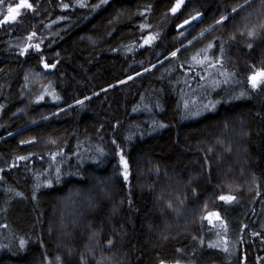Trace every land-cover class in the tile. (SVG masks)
<instances>
[{
	"label": "trees",
	"instance_id": "1",
	"mask_svg": "<svg viewBox=\"0 0 264 264\" xmlns=\"http://www.w3.org/2000/svg\"><path fill=\"white\" fill-rule=\"evenodd\" d=\"M30 2L35 12L0 25V264H264V85L196 120L182 112L179 85L201 84L191 57L216 37L223 68H264V29L247 36L264 21L262 0L236 13L244 0H185L167 16L175 0ZM18 4L3 0L0 19ZM197 11L180 37L176 25ZM222 14L223 25L182 47ZM32 31L41 51L21 55ZM149 31L158 39L141 47ZM229 192L238 202L218 199ZM205 204L226 220L232 258L222 230L201 220Z\"/></svg>",
	"mask_w": 264,
	"mask_h": 264
},
{
	"label": "snow or ice",
	"instance_id": "2",
	"mask_svg": "<svg viewBox=\"0 0 264 264\" xmlns=\"http://www.w3.org/2000/svg\"><path fill=\"white\" fill-rule=\"evenodd\" d=\"M108 0H101V3H107ZM0 3H3V0H0ZM185 0H175V3L168 9V12L165 13V16H167L169 13L172 15H175L176 13H178L182 6L184 5ZM250 3V0H244V4L242 5H237L236 7L232 8V13H236L238 11L239 8H243L244 5ZM262 3H264V0H262ZM81 7L85 6L83 3L80 4ZM99 5H97L98 7ZM64 8H68L67 4L63 5ZM20 9H28L31 10L32 12L36 11V6H34L33 3L30 2V0H19V4L16 5L15 7L9 6L8 7V14L3 18L0 19V25L6 24L9 21L15 22L17 20V17L21 14L20 13ZM149 11L150 6H149ZM201 13L200 12H195V14L185 18L181 23L177 24V31H178V35L180 37H184L185 36V31H180L181 29H185V26L187 25H191L193 21H199L201 19ZM229 15L230 14H222L217 20H215L214 24L209 25L207 28L203 29L199 35L197 36H193L192 39L187 40V45H183L182 47H186V46H190L194 43V41H197L201 38H203L205 36V33L211 32L216 30V26L217 25H223L225 21H227L229 19ZM152 25L148 24V23H143L140 25V28L142 30H148L151 29ZM245 27L247 28V25H245ZM257 28L259 29H264V21H262L259 25H253L251 28L248 29L247 31V36L252 38L255 37L257 35ZM241 35H244L243 32L240 33ZM37 37V33L35 31H32L28 36H27V43L25 44L24 47L21 48V55L27 54L29 49H34L37 52L41 51V42H37V43H32V41L34 40V38ZM159 37V33H152V32H147L146 35L142 36V44L140 45L141 47L148 45L151 46ZM231 39H235V35H233L231 37ZM216 40H219L220 43L219 45L216 44ZM249 48L252 47L251 44L247 45ZM214 47L218 48L219 51V55L218 56H209L207 55V53L213 49ZM181 48H176L174 51H171L170 55L173 58H176L178 56V53H180ZM224 52H225V48H224V41L222 37H216L215 40L213 41H209L208 44L206 45V47L200 49L196 54H194L191 59L192 61L195 62L196 65L200 66L201 68H203L205 71L209 72V75H211V70L212 69H216L220 75L226 76L225 79V83L229 82V80L231 79L232 76L235 75V73H226L225 71H223V62H224ZM203 54V55H202ZM219 66V68H218ZM44 67L45 68H55L56 65L55 64H48L47 62H44ZM153 67H155V65H153ZM254 67V66H253ZM145 71H148V69L146 68ZM203 78V77H202ZM25 79L27 80V77H25ZM129 79H132V77H129ZM248 82L251 85V87L253 89H258L260 88L262 85H264V68H259V69H255L253 72H251V74H249L248 76ZM123 83V81H122ZM50 87V86H49ZM45 93L46 94H51L53 95L56 99H59L58 96H55V93H50L48 91V88H45ZM241 95H244V93H241ZM44 98L43 95L38 97V100H42ZM79 103H83V101H78ZM185 107L187 108V104H185ZM214 107V105H213ZM193 115H199V112H195L193 113ZM33 141H21V143H32ZM53 143H55L53 141ZM55 158V156H53V159ZM18 160H27L28 157L26 156H19L17 157ZM120 160L121 163L123 164L124 167V178L125 180H127L128 178V162L125 159L124 155L121 153L120 155ZM16 165H13V167H15ZM0 171H3V169H0ZM57 172H59V170H57ZM59 178V176L57 177ZM0 179H3V177H0ZM49 184H51V181H49ZM9 192L13 191L11 188L8 189ZM17 196H23V193H16ZM218 199L220 201L225 202L226 204H232L233 202H238V197L235 194H232L231 192H229L228 194H220L218 196ZM169 208H172V204L169 203L168 204ZM205 214H203L201 216V220L202 221H207L209 225H211L213 228H217L220 229L222 231H217L216 235L218 237H221V239L224 242V247H223V251L227 252L228 248H227V238H226V233L228 231V224L226 222V220L221 216L220 212L218 210H213V211H207V204H205ZM3 227H7V225H3ZM24 241L21 240L20 241V245L21 247L24 246ZM204 242L201 241V244H203ZM112 245V241L109 240L108 241V246L111 247ZM209 247H219L220 244H209ZM84 257L81 256V260L83 261ZM56 261H61V257L57 256L56 257ZM97 264H101V262H97ZM160 264H167L166 261L161 260ZM175 264H180V261L177 260L175 261Z\"/></svg>",
	"mask_w": 264,
	"mask_h": 264
},
{
	"label": "rangeland",
	"instance_id": "3",
	"mask_svg": "<svg viewBox=\"0 0 264 264\" xmlns=\"http://www.w3.org/2000/svg\"><path fill=\"white\" fill-rule=\"evenodd\" d=\"M228 68L229 70L223 68V71L226 73H235V75L232 76L227 83L224 82L226 76L220 75L216 69L211 70V75L203 69L204 75L199 78L201 84L198 87L190 88V86H187V80L179 84L186 88L183 90L181 97V106L184 116L186 114L188 117L192 118V120H196L208 112L213 111L220 104L234 102L248 96L251 91L257 92L263 87L262 85L258 89H253L246 80L251 72H246L244 70L242 72L241 66L238 63L234 62V64H229ZM241 93H244V95H241ZM185 104H187V108ZM195 112H199V115H193ZM217 243L221 245L220 239L215 242V244ZM228 257L232 258V251L230 250L228 251ZM180 264H203V262L200 257L196 259V257L193 256L180 262Z\"/></svg>",
	"mask_w": 264,
	"mask_h": 264
},
{
	"label": "water",
	"instance_id": "4",
	"mask_svg": "<svg viewBox=\"0 0 264 264\" xmlns=\"http://www.w3.org/2000/svg\"><path fill=\"white\" fill-rule=\"evenodd\" d=\"M195 22H196V21H193L191 25H187V26H185V29H181L180 31H185V30H187V29L190 28ZM176 32L178 33V31H177V27H176Z\"/></svg>",
	"mask_w": 264,
	"mask_h": 264
}]
</instances>
